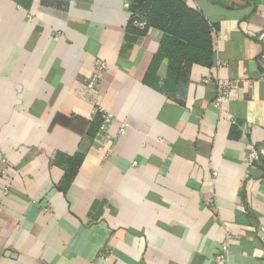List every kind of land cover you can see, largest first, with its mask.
<instances>
[{
    "label": "crops",
    "instance_id": "crops-1",
    "mask_svg": "<svg viewBox=\"0 0 264 264\" xmlns=\"http://www.w3.org/2000/svg\"><path fill=\"white\" fill-rule=\"evenodd\" d=\"M125 1L0 0V264H264V0H182L215 29L177 79Z\"/></svg>",
    "mask_w": 264,
    "mask_h": 264
},
{
    "label": "trees",
    "instance_id": "trees-1",
    "mask_svg": "<svg viewBox=\"0 0 264 264\" xmlns=\"http://www.w3.org/2000/svg\"><path fill=\"white\" fill-rule=\"evenodd\" d=\"M127 1L130 29L136 36L142 37L152 31L163 33L155 61L167 60L168 77L177 79L191 66L211 68L212 31L215 27L200 13L186 6L182 0ZM134 20L143 22L144 28H136Z\"/></svg>",
    "mask_w": 264,
    "mask_h": 264
},
{
    "label": "built area",
    "instance_id": "built-area-1",
    "mask_svg": "<svg viewBox=\"0 0 264 264\" xmlns=\"http://www.w3.org/2000/svg\"><path fill=\"white\" fill-rule=\"evenodd\" d=\"M124 7L126 9L129 8V2L126 0L124 2ZM133 25L138 28V29H143L144 28V23L140 22L138 20L133 21ZM257 40L259 42L264 41V31L259 33L257 35ZM224 63H221V65ZM106 69V64L101 63V62H96L95 67L93 70V73L91 77L88 79L86 83V88L89 91L95 92L98 87V83L100 80V73ZM203 84L208 83L207 79H203L201 81ZM216 87H217V96L214 101V105L216 107H220L222 103L226 102L229 98V95L231 91L235 90L237 87L235 84L230 83L227 80L224 79H217L216 81ZM92 113L94 115H97L99 118V128L97 132V141L102 144H106L109 146V144L112 142L113 137L109 133V128L113 124V116L111 113L106 111L102 106H96L92 109ZM127 129V125L125 123H119L118 127V137H121L125 134ZM110 152H108L105 157L107 158L109 156ZM259 153L258 150L255 149L254 147L250 146L246 155V166L248 168H252L257 161H259ZM0 161L5 162V157L2 153H0ZM132 167L136 166V163L133 162L131 164ZM229 240L230 236L226 237V241L224 244L221 246V249L218 254L215 255L214 261L219 264H225L227 260V255H228V249H229Z\"/></svg>",
    "mask_w": 264,
    "mask_h": 264
},
{
    "label": "water",
    "instance_id": "water-1",
    "mask_svg": "<svg viewBox=\"0 0 264 264\" xmlns=\"http://www.w3.org/2000/svg\"><path fill=\"white\" fill-rule=\"evenodd\" d=\"M152 35L158 37L159 39H161V37L163 36V34L159 31H153ZM159 39H158V41H159Z\"/></svg>",
    "mask_w": 264,
    "mask_h": 264
}]
</instances>
